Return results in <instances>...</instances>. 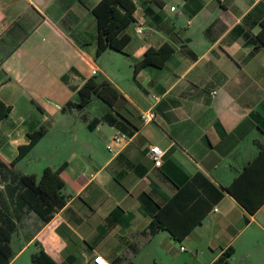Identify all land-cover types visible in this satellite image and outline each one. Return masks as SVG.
I'll return each mask as SVG.
<instances>
[{
  "label": "crops",
  "instance_id": "obj_1",
  "mask_svg": "<svg viewBox=\"0 0 264 264\" xmlns=\"http://www.w3.org/2000/svg\"><path fill=\"white\" fill-rule=\"evenodd\" d=\"M97 1L0 0V99L9 106L0 160L9 162L43 126L11 169L37 176L64 162L65 196L48 220L27 211L15 221L6 264H32L36 244L56 264H93L96 253L110 264H209L228 245L230 264H264V200L248 213L225 190L253 160L264 172V45L255 38L264 0H132L122 51L95 56ZM162 43L171 46L163 62L133 73ZM92 75L120 92L123 116L111 111L114 123L90 128L107 108L101 99L92 96L104 104L99 114L88 115L87 103L64 104ZM146 109L153 117L143 122ZM117 132L124 140L111 142ZM149 144L163 150L158 166L145 153ZM206 181L222 192L210 204ZM160 208L175 230L193 225L180 239L163 227L150 233Z\"/></svg>",
  "mask_w": 264,
  "mask_h": 264
},
{
  "label": "trees",
  "instance_id": "obj_2",
  "mask_svg": "<svg viewBox=\"0 0 264 264\" xmlns=\"http://www.w3.org/2000/svg\"><path fill=\"white\" fill-rule=\"evenodd\" d=\"M133 9L132 0H98L91 7L90 10L96 22L95 56L107 48L122 51L127 36L121 32V29L133 19ZM255 38L259 44L264 45V17L260 21V29L256 32ZM170 51L171 46L167 43H162L156 48H149L133 63V73L147 64L160 65ZM94 95L101 99L107 108L101 115L92 117L88 127L91 128L98 121L114 123L116 117L111 111L119 115L123 114L115 106L117 98L121 96L120 92L103 76L92 75L86 78L77 88L76 101H67L64 105L79 108L88 103ZM8 109L9 106L0 99V118ZM43 132V126L28 132V140L18 146L17 154L9 162L0 160V177L5 180L0 190V264H6L12 255L9 241L16 228L15 221L24 212L33 211L41 221H46L52 212L65 202V196L60 191L63 185L60 170L64 162L54 167L44 166L37 177L33 173H21L11 169L13 163L32 147ZM255 165L256 161H251L225 186V190L248 213H252L264 200V172H259ZM208 186L214 191V198L210 200V204L222 192L209 182ZM163 210L165 208H160L153 214L148 223V231L154 233L156 229L163 227L175 239H180L193 224H186L182 230H175L174 225L163 218ZM200 217H197V221ZM232 251V246L228 245L209 264H230L229 257ZM31 262L32 264H56L38 244L31 253ZM118 262L119 260H116V263ZM122 264L135 263L126 260Z\"/></svg>",
  "mask_w": 264,
  "mask_h": 264
},
{
  "label": "built area",
  "instance_id": "obj_3",
  "mask_svg": "<svg viewBox=\"0 0 264 264\" xmlns=\"http://www.w3.org/2000/svg\"><path fill=\"white\" fill-rule=\"evenodd\" d=\"M171 8H172V6H171ZM135 31L136 32H140L141 31L140 24H137L135 26ZM91 73H95V69L94 68L91 69ZM214 91L215 90L212 89L211 93H214ZM150 97H152L153 100H156L158 98V96L153 94V93H150ZM152 117H153L152 109H146V110H143V111L140 112V119L143 122L149 121ZM124 138H125V134L124 133L117 132V133L112 135L111 142L120 143L121 141L124 140ZM111 142H108L106 144V147L108 149L111 148ZM145 153L151 159L152 163L155 166H158L160 164L163 150L158 145L149 144L147 146L146 150H145ZM180 248H181V246H180ZM92 263L93 264H110V262L105 257H103L101 254H98V253H96V254H94L92 256Z\"/></svg>",
  "mask_w": 264,
  "mask_h": 264
},
{
  "label": "rangeland",
  "instance_id": "obj_4",
  "mask_svg": "<svg viewBox=\"0 0 264 264\" xmlns=\"http://www.w3.org/2000/svg\"><path fill=\"white\" fill-rule=\"evenodd\" d=\"M97 76V75H96ZM102 107H104V104L96 97H92L89 103H87L84 107L83 110L88 114H99L102 110ZM24 160H21L18 165L23 166ZM37 177V176H36ZM5 180H2L0 177V190L3 188ZM30 216V215H29ZM13 245V244H12ZM233 260V259H232Z\"/></svg>",
  "mask_w": 264,
  "mask_h": 264
}]
</instances>
